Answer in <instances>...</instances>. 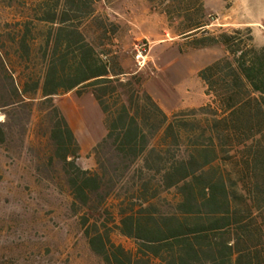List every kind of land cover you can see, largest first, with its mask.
<instances>
[{
  "label": "rangeland",
  "instance_id": "1",
  "mask_svg": "<svg viewBox=\"0 0 264 264\" xmlns=\"http://www.w3.org/2000/svg\"><path fill=\"white\" fill-rule=\"evenodd\" d=\"M41 2L0 0V124L4 133L0 134V264H104L85 234L87 215H97L101 228L112 230V241L135 254L138 244L122 236L113 221L145 202L159 215L180 216V194L161 181L159 171L165 164L146 166L140 161L134 165L118 153L114 140L102 145L107 136L105 117L93 88L84 87L61 92L52 100L70 128L75 124L90 146L97 143L82 152L75 136L79 145L76 165L97 172L103 183L88 208L74 205L71 182L75 171L63 162L64 153L58 151L53 133L58 119L41 91L33 92L34 84L43 78L49 41L58 26L41 20ZM198 23L207 26L189 33L190 25ZM82 31L103 61L108 55L118 58L128 75L126 81L135 77L123 101H132L136 110L142 101L130 91L141 89L172 118L213 105L214 98L207 96L199 74L229 54L221 44L204 45L227 34L242 40L247 49L250 38L264 48V0L102 1L96 6V21L86 22ZM24 41L28 51L23 50ZM140 47L144 59L137 57ZM12 77L21 83L20 89H26L28 98L16 93ZM117 102L109 100L112 111ZM159 122L151 121L145 134L152 147L162 151ZM166 150L171 156L188 152L186 146L178 150L168 145ZM243 150L236 147L232 161L222 155L215 164L230 179L228 186H235L238 197H247L253 184L239 162Z\"/></svg>",
  "mask_w": 264,
  "mask_h": 264
},
{
  "label": "trees",
  "instance_id": "2",
  "mask_svg": "<svg viewBox=\"0 0 264 264\" xmlns=\"http://www.w3.org/2000/svg\"><path fill=\"white\" fill-rule=\"evenodd\" d=\"M41 1V20L58 26L49 41L43 78L34 84L33 92L41 91L58 119L53 133L58 151L64 153L63 162L75 171L71 182L74 205L88 208L101 190L103 177L76 165L78 142L52 100L61 92L84 87L93 88L105 117L107 136L102 145L114 140L118 153L134 165L140 161L146 166L165 164L159 171L161 181L180 194V216L159 215L145 202L113 221L122 236L136 241L135 254L112 241V230L101 228L97 215H87L83 227L92 251L104 264H264V48L256 46L253 38L249 49L227 34L212 39L204 47L221 44L229 54L199 74L207 96L214 98L213 105L170 118L141 89L130 91L142 101L136 110L132 101H123L135 77L126 81L128 75L118 58L108 55L103 61L84 35L85 23L96 21V6L110 0ZM206 26L190 25L188 32ZM22 47L29 50L25 41ZM13 82L16 93L28 98L18 79ZM112 98L118 100L115 111L109 105ZM159 120L162 151L152 147L145 134L150 122ZM2 128L0 124L1 135ZM251 141L255 142L249 146ZM168 145L178 150L186 146L188 152L171 156L170 151H163ZM236 147L244 148L239 162L245 177L253 182L247 197L234 194L235 186H228L230 179L215 165L222 155L232 161Z\"/></svg>",
  "mask_w": 264,
  "mask_h": 264
},
{
  "label": "crops",
  "instance_id": "3",
  "mask_svg": "<svg viewBox=\"0 0 264 264\" xmlns=\"http://www.w3.org/2000/svg\"><path fill=\"white\" fill-rule=\"evenodd\" d=\"M71 128H72L75 136L77 137V140L79 141V145H80L82 152L84 150L88 149L89 147L94 148L96 146V144H97L96 142L93 144V146H90V141L88 138L82 139V136L79 133V128L75 124L71 123Z\"/></svg>",
  "mask_w": 264,
  "mask_h": 264
},
{
  "label": "built area",
  "instance_id": "4",
  "mask_svg": "<svg viewBox=\"0 0 264 264\" xmlns=\"http://www.w3.org/2000/svg\"><path fill=\"white\" fill-rule=\"evenodd\" d=\"M142 47H140L138 50H137V57L138 59H144V52L145 51H142Z\"/></svg>",
  "mask_w": 264,
  "mask_h": 264
}]
</instances>
